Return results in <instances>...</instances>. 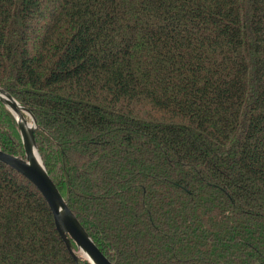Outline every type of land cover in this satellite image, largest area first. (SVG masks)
<instances>
[{
	"label": "trees",
	"instance_id": "obj_1",
	"mask_svg": "<svg viewBox=\"0 0 264 264\" xmlns=\"http://www.w3.org/2000/svg\"><path fill=\"white\" fill-rule=\"evenodd\" d=\"M0 86L114 264H264V0H0ZM0 264H77L1 160Z\"/></svg>",
	"mask_w": 264,
	"mask_h": 264
},
{
	"label": "water",
	"instance_id": "obj_2",
	"mask_svg": "<svg viewBox=\"0 0 264 264\" xmlns=\"http://www.w3.org/2000/svg\"><path fill=\"white\" fill-rule=\"evenodd\" d=\"M0 99L18 121L26 154L23 157L0 148V160L14 167L41 191L53 212L56 228L77 264L78 251L91 264H114L94 242L52 180L37 146L35 130L38 124L35 115L1 86ZM72 240L76 243L77 251L73 248Z\"/></svg>",
	"mask_w": 264,
	"mask_h": 264
},
{
	"label": "rangeland",
	"instance_id": "obj_3",
	"mask_svg": "<svg viewBox=\"0 0 264 264\" xmlns=\"http://www.w3.org/2000/svg\"><path fill=\"white\" fill-rule=\"evenodd\" d=\"M30 120V119H29ZM20 156V155H19ZM78 253L82 254L81 252L78 251Z\"/></svg>",
	"mask_w": 264,
	"mask_h": 264
}]
</instances>
